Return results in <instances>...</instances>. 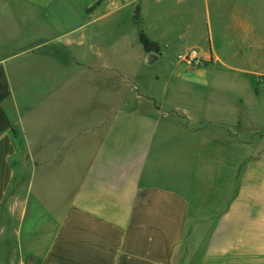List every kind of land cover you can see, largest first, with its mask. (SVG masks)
Here are the masks:
<instances>
[{"label":"crops","instance_id":"crops-1","mask_svg":"<svg viewBox=\"0 0 264 264\" xmlns=\"http://www.w3.org/2000/svg\"><path fill=\"white\" fill-rule=\"evenodd\" d=\"M167 2L178 8L176 0H0V264H264V158L243 156L236 171L230 120L217 123L211 110L203 125L202 112L180 106L172 117L104 104L103 120L76 135L72 99L53 106L63 119L49 121L50 133L29 128L27 104L39 96L23 94L19 64L48 59L132 79L122 63L130 45L106 41L100 25L122 7H134L138 21L141 6ZM166 31L145 30L161 53L172 46L158 39ZM134 40L142 62L138 29ZM110 111L118 113L107 124ZM92 127L103 128L96 151L76 152ZM76 159L87 166L76 171ZM27 160L51 162L29 173Z\"/></svg>","mask_w":264,"mask_h":264},{"label":"rangeland","instance_id":"rangeland-1","mask_svg":"<svg viewBox=\"0 0 264 264\" xmlns=\"http://www.w3.org/2000/svg\"><path fill=\"white\" fill-rule=\"evenodd\" d=\"M176 4H179L176 5L178 8H173L171 2L141 6L140 20L136 15L138 21L132 19L134 7H122L113 18L100 25L107 34L106 41L122 39L123 43L130 45L122 63L127 75L133 73L132 79L115 80L111 76L92 75L85 69H76L77 64L73 68L70 63H53L48 59H27L19 64L17 69L24 75L23 94L36 91L39 96L36 106H32L35 103L27 104L32 107L29 128L32 131L40 129L43 134L50 133L49 121L57 117L61 123L63 119V114L56 116L53 106L56 103L66 106L72 99L74 113L71 118L76 135L84 125L103 120L104 104L144 114L155 108L164 109L172 117L178 115L175 106H180L193 115L202 112L203 121L200 123L203 125L212 110L217 123L225 124L230 120L234 124L232 150L235 152V169H239L237 172L240 173L245 163L243 156H250L251 162L263 159L264 0H176ZM164 27L166 35L164 39H158L161 43H171V48L163 46L162 53L161 49L158 54L145 53L147 59L141 62L143 56L134 40L136 29L158 37L163 34ZM175 40H179L178 47L173 45ZM137 45L141 49L138 40ZM48 56L51 58L54 54L50 52ZM107 56H111L109 49ZM116 112L107 113V124ZM209 128L205 125L202 131L206 133ZM217 130L225 132L224 135L227 133L223 127ZM91 132L88 143L76 138V152L96 151L103 128L92 127ZM50 162L27 160L26 168L31 173L32 163L48 168ZM74 163L76 171L82 170L88 160L76 159ZM237 172L235 183L239 178ZM204 182H210L209 178ZM52 183L56 182L50 180L49 185ZM53 194L55 191L49 193ZM42 240L38 241L41 252L47 244V239Z\"/></svg>","mask_w":264,"mask_h":264},{"label":"trees","instance_id":"trees-1","mask_svg":"<svg viewBox=\"0 0 264 264\" xmlns=\"http://www.w3.org/2000/svg\"><path fill=\"white\" fill-rule=\"evenodd\" d=\"M138 40L143 47L146 54H158L160 52L159 45L151 40L144 30L140 29L138 32Z\"/></svg>","mask_w":264,"mask_h":264}]
</instances>
